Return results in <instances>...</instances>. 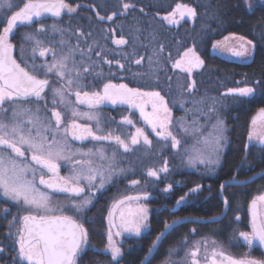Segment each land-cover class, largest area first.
Returning a JSON list of instances; mask_svg holds the SVG:
<instances>
[{"label": "rangeland", "instance_id": "374dc122", "mask_svg": "<svg viewBox=\"0 0 264 264\" xmlns=\"http://www.w3.org/2000/svg\"><path fill=\"white\" fill-rule=\"evenodd\" d=\"M103 1L107 0H65L66 3L76 8L75 12L68 13L65 10L63 12L64 15L60 18L52 17L48 19H40L39 22H34V24L30 26L17 27L10 37L11 42L15 45V56L24 66L30 69L33 63L36 65H40L45 61L51 63L53 60L51 52L47 53L44 57H41L39 52H37L35 60H33V44L32 42H26L23 39L26 33L35 32L42 23L45 26V32L38 34L37 38L43 41L44 47L54 49L57 57L66 53L69 47H73L77 49L73 54V59L76 64L81 68L85 66L89 67L90 70L83 74L81 80V83L84 85L83 91L92 87L94 81L99 80L104 84V82L112 78L115 80H123V82L132 85L134 88L141 87L143 90H155L159 92L160 95L164 97V100L171 111V124L168 127L169 131H171L180 141V145L177 148L171 147L170 138L168 140H163L156 135V132L152 130L151 126L145 122L143 117H141L139 109H132V112L129 115L128 110H126L121 117L118 116L117 119H115L111 117L109 113L101 112L100 109L90 110L88 107L76 105L74 94L68 97L73 102V105L78 107L79 111H94L98 114L101 121L100 127L103 129L102 132L97 133L98 135L107 134L110 130L112 134H117L124 139L125 142L129 144L130 149L129 151H125L123 147L116 144L115 141H94L90 139L86 142H79L73 140L71 136H69L67 139L72 152H76L77 150L84 152L92 150V152L95 153L98 150H102L105 157H107L105 160H100L98 156L94 157L96 167L103 165V171L106 178L104 187L99 188V176L90 186V189L88 182L82 180L81 185L85 186V192L79 197L53 190L46 191V189L38 185L37 181L39 180L40 172L38 171L36 173V186L41 191L48 194L50 197V207L54 209V211L51 213H44L43 210L31 209L32 214H65L73 216L78 222L83 224L88 231V244L84 246V249L91 242L89 238V227L87 225V221L89 220L87 215L90 211L89 208L94 205L93 203L97 197L111 184L121 180L125 186L124 188L123 186H120L119 190L111 196L109 210L118 196L128 192L132 193L136 187L143 182L145 183V186L152 185L153 189L155 188L164 191L165 195H169L172 187H176V185L180 187L183 185V181L180 182V180L181 174L184 171H195L204 177L214 174L217 168L221 165L225 152L231 147L229 134L230 124L228 123L227 118L229 117L230 109L237 100V97L224 94L229 88L251 87V85L240 84L241 82L239 81L236 85L228 86L230 85L229 82L231 79H229L227 75L221 74V76H219L214 68H204L205 58L203 56L206 54L207 48L209 55H217L225 59L237 61H250L255 53L254 49L251 56L236 57L226 50L213 48V44L217 41H223L227 36H231L232 34H235L236 36L244 35L230 32L220 38L211 39L213 33L217 31V28L210 30L213 21L217 18V10L212 6V0H182V3L190 7H195L198 15L194 22H192L185 19L180 20L179 15L177 14L176 19L179 20L178 24H169L162 18L176 9L179 0H112L113 5H111L110 8L115 7L114 12H116V15L112 20H108L106 17L111 16L113 13L108 15L106 12L102 13V11H100H105L109 8L103 4ZM13 2L19 4V6H22L23 4V0H13ZM243 2L249 10H253L257 5L264 4V0H243ZM124 3H129L133 5V7L124 11L122 7ZM249 5H251L250 8ZM141 9H143V11H141ZM89 10L91 13L88 12ZM123 13H126V15ZM8 14L10 13H7L5 9H0V19H3ZM99 17H105V19L101 20ZM82 18H86L85 21H83ZM53 25H55L56 29L62 30V32L53 31ZM2 27L3 25H0V30H2ZM117 29L121 31V34H119L120 31L115 34ZM15 35L18 36V42H15L13 39ZM121 36L128 41L127 44L117 45L113 43L114 39H119ZM244 37L252 40L247 36ZM62 39L66 41V44L63 46L59 42ZM252 41L256 48V43L254 40ZM228 43L235 46L238 44V41L230 40ZM89 46H91V50H89ZM193 46L204 61V64L199 69L194 68L191 75H189L186 72L174 68L173 64L183 55V52L186 49ZM21 49H23V52H21ZM120 49L122 50L120 51ZM81 52H83V55H81ZM97 53H99V55H97ZM149 58H151V60ZM112 59L114 60L113 63L106 62L112 61ZM138 59L141 60L140 64L136 63V60ZM68 63L69 67H72V60H69ZM120 65H123V67H120ZM40 76L44 77L43 73H41ZM47 78L50 81L51 87L59 88L64 86V82L56 77L54 73H49ZM193 81H195L194 89L189 87ZM231 83L233 84L235 82L231 81ZM46 93L48 94V109L53 108L52 92L50 89H46ZM28 106L35 107L34 105ZM55 107L58 111L63 113L65 123H70L72 119L70 111L66 110L64 106L60 104L55 105ZM210 108H214L215 111H210ZM145 111H152V105L150 103L145 105ZM44 114L45 112L41 105V115L43 116ZM125 117L132 121H136L139 124L137 128L144 130V133L151 140L150 146L145 145L142 138H140L139 144H131V136L135 135L137 128L132 126L133 124L129 125L124 123L123 121ZM218 120L223 121V136L225 138L221 141V147L218 153L219 163L216 165L201 164L194 158L197 156H203L207 160L211 155V142L216 134L213 126L216 125ZM77 122L88 124L95 130V121L78 119ZM108 123H113L117 127L111 126L112 128L108 129L106 128ZM250 127L251 122L249 130ZM185 129H187V132ZM157 131H159V129H157ZM247 142L248 145H258L255 140L249 141L248 137ZM190 158H193L192 163L189 162ZM212 158L215 159V156ZM73 159H81V157L74 156ZM165 162L167 163V172H159L158 178L147 175L149 169L159 171L160 168L165 166ZM59 163L62 168L60 175H70L73 167L72 163L67 160H61ZM109 165H111V170L109 169ZM28 178H32L31 173L28 174ZM132 180H137L139 183L133 185L131 183ZM168 185H171L172 187L168 191H165V189L168 188ZM210 185L211 184L208 181L206 187L211 189ZM195 187L196 186L192 188ZM201 188L202 187L200 186L199 190ZM220 189L221 184L218 188V193H220ZM212 194L213 191L210 190L207 197H210ZM261 194H264V192ZM261 194H257L256 196ZM88 196L92 197V202L82 212L76 213L71 209V204L73 202H79ZM147 200L148 198L141 199L138 202H131L133 207L136 206V203H139L146 206L148 210V219L146 221L147 227L143 228L141 233L149 227V219L152 213L151 205ZM3 202L6 203V206L4 205V207H2ZM9 205L15 208V216L19 217V221H16L14 225H11V231L9 232V235H13L15 239H17L16 230L21 226L20 218L29 214V210L26 206L16 204L0 193V208H6L7 211H5V213H8L11 211ZM227 205H225L226 210L228 207ZM176 206H178L177 202L170 208V210L175 209ZM109 210L106 215V236L109 227ZM116 215H119V210ZM237 216L239 215H236V217ZM173 221H175V219L170 223H173ZM248 223L249 229L241 231H250V218L248 219ZM112 231L113 233L116 232L115 229H112ZM239 232L240 231L237 232V237L234 239L235 243L240 241ZM133 236L137 235L128 232H123L120 236L113 235V239L116 244L121 247L122 253H124L125 247H128L129 243L127 239ZM200 241L201 238L196 239L192 245L188 244L185 246L181 244L174 247L172 259L169 261H159V264H191V257L188 253L194 249L197 244L200 246V251L197 257L199 264H206L205 256H210L213 248H216L217 250L222 249L226 255L236 258L251 255L257 259H264V251L256 243H253V245L249 247L243 240H241L237 250L231 251L225 243L221 244L215 239L210 240L208 238L206 243H200ZM213 241L216 243L213 244ZM154 242L157 244L158 241L154 240ZM153 243L150 247L152 250H154L152 247ZM15 247L17 252L18 245L16 244ZM179 247H184V250L179 252ZM199 257H202V259L199 260ZM144 261L140 264H145ZM0 264L4 263L0 262Z\"/></svg>", "mask_w": 264, "mask_h": 264}, {"label": "snow or ice", "instance_id": "6c2138e0", "mask_svg": "<svg viewBox=\"0 0 264 264\" xmlns=\"http://www.w3.org/2000/svg\"><path fill=\"white\" fill-rule=\"evenodd\" d=\"M122 7L124 11H127L133 5L124 3ZM250 7L251 5H249ZM0 9H5L7 13H10L0 19V25H3L2 30H0V193L16 204L26 206L29 210V214L20 218L21 226L16 230L18 249L17 257L13 259L16 264H78V257L83 252L84 246L88 244V231L83 224L70 215L32 214L31 209L43 210L44 213L54 211L50 207L48 194L36 186V173L40 172L39 183L45 188L79 197L85 192V186L81 185L82 180L88 182L90 189V186L99 176V188L104 187L106 178L103 165L96 167L94 157L98 156L100 160H105L107 157L102 150L95 153L92 150L72 152L67 139L69 136L77 141H84L89 138L94 141L114 140L125 151L130 149L129 144L118 135L114 136L111 132L98 135V132L103 131L100 127L101 121L98 114L94 111H79L78 107L74 106L68 97L74 94L75 104L86 105L90 110L98 109L106 102L128 104L138 108L141 117L156 132V135L163 140L170 138L171 147L177 148L180 141L169 131L168 127L171 124V111L159 92H142L140 89L129 88L126 84L109 82L103 85L102 92L83 91L84 85L81 80L83 74L90 70L89 67L81 68L76 64L73 54L77 49L73 47H69L68 51L60 57L56 56L54 49L44 47L43 41L37 38L38 34L45 32V26L42 23L35 32L26 33L23 39L33 44V60H35L37 52L41 57L51 52L52 62L45 61L40 65L33 63L29 69L17 61L13 55L15 45L10 39L14 30L18 26H30L34 22H39L45 15L60 17L65 10L68 13L75 12L76 8L66 3L65 0H23L22 6L13 0H0ZM177 14L180 20L185 17L195 20L198 15L195 7L177 4L176 9L162 19L169 24H178ZM115 15L114 12L106 18L112 20ZM99 18L105 19V17ZM52 27L53 31L62 32V30L56 29L55 25ZM230 40H236L238 44L230 45L228 43ZM59 42L62 46L66 44L63 39ZM113 43L124 45L128 41L121 36L119 39H114ZM213 48L226 50L236 57H248L252 55L255 44L244 36L232 34L225 37L223 41H217L213 44ZM89 50H91V46H89ZM149 59L151 60V58ZM69 60H72V67H69ZM106 62L111 63V61ZM136 63L140 64L141 60H136ZM203 64L204 61L193 46L183 52L173 67L191 75L194 68H200ZM41 73L45 78H40ZM49 73H54L64 82V86L51 87L47 78ZM189 87L194 89L195 81ZM46 89H50L52 92L54 107L51 109H48L47 106ZM255 93L254 87L245 86L229 88L224 95L252 97ZM149 103L152 105V111L146 112L145 105ZM57 104L63 105L66 110L70 111L72 117L70 123H65L63 113L55 107ZM41 105L45 112L43 116L41 115ZM210 111H215V109L210 108ZM78 119L95 121V130L88 124L78 123ZM123 122L129 125L133 123L127 117L124 118ZM213 127L216 134L211 142V155L207 160L203 156L194 158L201 164L216 165L219 163L218 153L221 141L225 139L223 121L218 120ZM185 131L187 132V129ZM140 138L143 139L145 145H151V140L141 128H137L135 135L131 136V144H139ZM248 140H255L258 144L264 145V107H260L256 115L252 117ZM74 156H80L81 159H73ZM213 156L215 159L212 158ZM61 160L72 163L70 175H60L59 162ZM189 162L192 163L193 158H190ZM109 169L111 170V165H109ZM167 171V163L165 162V166L159 171L149 169L147 175L158 178L159 172ZM29 173H31V179L28 178ZM131 183L136 185L139 181L132 180ZM171 187L168 185L165 191ZM199 188L200 185H197L190 191L196 192ZM223 188L224 185H221V189ZM147 198V193H144L143 196H124L122 199L114 201L112 210L109 211L105 251L111 254V260L115 261L116 264H119V258L122 257L123 253L121 247L114 241L113 235L120 236L123 232L140 235L141 230L147 227L148 210L146 206L139 203L133 207L131 202H138ZM184 199L185 197H181L177 204L179 205ZM91 202L92 197L88 196L79 202H73L71 209L80 213ZM224 203L225 205L228 204L227 198L224 199ZM117 210H119L118 216L116 215ZM249 213L251 217L250 231H240L239 238L249 247L254 242L264 246V194L252 199L249 205ZM15 219L14 217L13 220ZM239 219L240 217L237 216L236 220ZM177 223L179 221H173L172 224L165 223L164 227L171 229ZM114 228L116 229L115 233L112 231ZM163 235L165 233L161 232L156 240L159 241ZM215 243L213 241V244ZM152 247H156V242L153 243ZM3 251L0 249V252ZM151 251L152 248L149 249V252ZM199 251L200 246L197 244L188 253L191 257V264H199L197 259ZM145 259L147 260V257ZM205 261L206 264H264V259H257L251 255L236 258L226 255L222 249L217 250L216 248L212 249L210 256H205Z\"/></svg>", "mask_w": 264, "mask_h": 264}, {"label": "trees", "instance_id": "16d2710c", "mask_svg": "<svg viewBox=\"0 0 264 264\" xmlns=\"http://www.w3.org/2000/svg\"><path fill=\"white\" fill-rule=\"evenodd\" d=\"M212 6L217 10V18L210 30L217 28V31L213 33L211 39L236 32L254 40L256 48L250 61L229 60L209 55L207 48L203 56L204 68H214L219 76L227 75L235 82L232 84L230 81L228 86L236 85L240 81V84H250L256 89V93L252 97H237L230 109L227 119L230 124L231 147L225 152L221 165L213 175L204 177L195 171H184L180 180L183 181V185L172 187L169 195L153 189L152 185L145 186L144 182L136 187L132 193H152L147 200L152 208L149 227L140 235L127 239L129 244L119 258V264H140L148 255L150 257L145 264L169 261L174 254V247L181 244L192 245L199 238L200 243H206L208 238L215 239L221 244L225 243L231 251H236L242 240L235 243L237 232L249 229L250 200L264 192V146L248 145L247 142L252 117L260 107H264V4L249 10L243 0H212ZM13 39L18 42L17 35ZM235 174V183L225 186L224 195L228 200L226 210L218 188L222 181L232 179ZM208 181L211 189L206 187ZM197 185L202 187L199 191H189ZM120 186L123 188L125 186L121 180L111 184L89 208L87 214L89 220L86 221L91 242L78 257V264H116L105 251L107 244L105 230L110 198ZM210 190L213 194L207 197ZM181 197H185V200L170 210ZM4 205L6 206L5 202L2 207ZM9 206L11 211L8 213H5L6 208H0V249L4 250L0 252V262L16 264L13 259L17 257L16 239L9 235V232L11 225L19 221V217L15 216V208ZM236 215L240 216L239 220H236ZM173 219L179 223L171 229H165V223L172 224L170 222ZM161 232L165 235L157 242L154 250L149 252L152 243ZM182 250L184 247H179V252ZM201 259L202 257H199V260Z\"/></svg>", "mask_w": 264, "mask_h": 264}, {"label": "flooded vegetation", "instance_id": "af4514ba", "mask_svg": "<svg viewBox=\"0 0 264 264\" xmlns=\"http://www.w3.org/2000/svg\"><path fill=\"white\" fill-rule=\"evenodd\" d=\"M95 2H97V1H95ZM94 4H96V3H94ZM103 4L105 5V6H108L109 8H110V6L111 5H113V2H112V0H107V1H103ZM107 8L105 11H103V10H100L99 8V10L100 11H102V13L103 12H106L108 15L109 14H112V13H114V8L115 7H113V8ZM88 12H90L91 13V11L89 10ZM116 13V12H115ZM123 14H125L126 15V13H123ZM64 15V13L62 12V15L60 16V17H62ZM53 16H51V15H47V16H44V17H42L41 19H48V18H52ZM59 17V18H60ZM83 19V21H85V19L86 18H82ZM185 20H190V21H192V22H194V20H192V19H189L188 17H185L184 18ZM34 24V23H33ZM18 27H20V26H18ZM113 27H117V26H113ZM114 30H115V28H114ZM120 30H116L115 31V34H117L118 32H119ZM119 34H121V31L119 32ZM121 48V47H120ZM122 49H120V51H121ZM123 57V56H122ZM123 59H124V57H123ZM20 62V61H19ZM114 62V60L112 59V61H111V63H113ZM21 63V62H20ZM22 64V63H21ZM22 66H24L23 64H22ZM195 69H199V68H195ZM40 78H44V77H42V76H40ZM119 81V82H118ZM109 82H111V83H113V84H126V85H128V87L129 88H134L132 85H129V84H127L126 82H123V80H115L114 78H112V79H110V80H108V81H106V82H104V84L105 83H109ZM103 83H101L99 80L98 81H94L93 83H92V87H89V88H87V89H85L84 91H89V92H92V91H100V92H102V90H103V85H104ZM139 87V86H138ZM134 89H140V91H142V92H157V91H155V90H153V91H147V90H143V88H134ZM162 96V95H161ZM48 97V94H47V96H46V98ZM146 99V98H145ZM47 100H48V98L46 99V102H47ZM82 107H87L86 105H81ZM51 109V108H50ZM98 109H100L101 110V112H106V113H109V115L111 116V117H113V118H115V119H117V117L119 116V117H121L122 116V114L126 111V110H128V115L132 112V109H136V110H138V108H134V107H131L130 105H128V104H121V103H117V104H112V103H110V102H106L105 104H103V105H101ZM133 123V125L132 126H134L135 128H137L138 126H139V124L136 122V121H132ZM113 123H115V122H113ZM113 123H108V125H107V127L106 128H108V129H110V128H112L111 126H113V127H117L115 124H113ZM141 125H143V124H141ZM115 130V129H114ZM108 132H111L110 130L108 131ZM99 135H104V134H99ZM114 136H116L117 134H113ZM87 140H90V138L89 139H87ZM87 140H84V141H79V142H86ZM109 141V140H108ZM110 141H114V140H110ZM61 172H62V168H61V166H60V174H61ZM50 175V174H49ZM37 183H38V185L39 186H41L42 188H44V189H46V191H49V190H51V189H48V188H45L43 185H41L40 183H39V180L37 181Z\"/></svg>", "mask_w": 264, "mask_h": 264}, {"label": "water", "instance_id": "95a60500", "mask_svg": "<svg viewBox=\"0 0 264 264\" xmlns=\"http://www.w3.org/2000/svg\"><path fill=\"white\" fill-rule=\"evenodd\" d=\"M179 4H184V3L180 2ZM45 16H47V15H45ZM13 55L15 56V48H14V51H13ZM15 57H16V56H15ZM16 59H17V58H16ZM17 61H18V60H17ZM18 62H19V61H18ZM21 65H22V64H21ZM255 115H256V114H255ZM259 145H260V144H259ZM235 178H236V174L233 176L232 179L223 181L221 185H224V188H225L226 185H228V184H230V183H235ZM224 188L220 190L221 197H222L223 199H225V196H224V193H223ZM146 193H147V197H148V198L152 196V193H150V192H146ZM143 194H144V193H130V194L123 195V196L119 197L118 199H122L124 196H137V195L143 196ZM118 199H116V200H118ZM116 200H115V201H116ZM112 205H113V204H112ZM111 210H112V206H111V208H110V211H111ZM117 211H118V210H117ZM116 213H117V212H116ZM57 215H65V214H57ZM73 218H74V217H73ZM250 218H251V217H250ZM74 219H75V218H74ZM114 229H115V228H114ZM115 231H116V229H115ZM254 243H258V242H254ZM258 244H259V243H258ZM261 247L264 249V246H261Z\"/></svg>", "mask_w": 264, "mask_h": 264}]
</instances>
